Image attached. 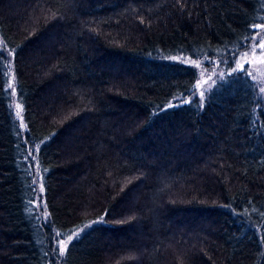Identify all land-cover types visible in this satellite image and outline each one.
Masks as SVG:
<instances>
[{"label":"trees","instance_id":"16d2710c","mask_svg":"<svg viewBox=\"0 0 264 264\" xmlns=\"http://www.w3.org/2000/svg\"><path fill=\"white\" fill-rule=\"evenodd\" d=\"M262 21L264 0H0V264H264V100L236 70L178 104L199 74L171 59Z\"/></svg>","mask_w":264,"mask_h":264},{"label":"rangeland","instance_id":"374dc122","mask_svg":"<svg viewBox=\"0 0 264 264\" xmlns=\"http://www.w3.org/2000/svg\"><path fill=\"white\" fill-rule=\"evenodd\" d=\"M261 31H262L261 29L256 30V32H261ZM256 39H259V37L257 36ZM262 51H264V50L256 48L255 55H253L252 53H249V55L246 59L240 60V63H243L244 69H248L251 71L250 77L255 82V85L257 87L258 97H264V92L261 91V89L264 88V56L260 55V53ZM8 59H9L10 70H12L11 54L8 55ZM171 59L173 61L180 62L182 64L194 67L199 74V80H198L197 84L201 85L200 87L195 86V88L193 89V91L190 95L185 96V97H180L178 100V104H186L185 101H189L188 103H190L194 100V98H197L200 102V100H201L200 92L201 91L205 92V97L203 100V104H204L212 86L217 81H219L221 79V74H223V76H225L227 73L232 72L233 69L240 70L236 64L232 63L231 59H229L227 63H221L220 61H222L224 59H217V58L192 59V58H183V57H171ZM193 60L197 61V63L200 64V67L194 66L192 64ZM9 85H10L11 90H12V88H14L13 71L10 72ZM17 104H18V102H17V100L14 96V93H13L12 105H11L12 110H13L15 118L18 120L20 130L23 133H25L27 131V129H26L24 120L21 121L16 116V111H17L16 105ZM21 116H22V112H21ZM21 123H23L24 127L20 126ZM29 152L32 153L30 156V158H31L30 160L32 161V159L34 158V156H33L34 152L32 150H30ZM35 161H36V159H34V162ZM33 180L35 181V186H36V190H37V194H38V199L36 202L37 210L39 212L40 220L43 221V223H44L43 225H44V227H46V226H49V213L47 211L46 201H45V198L43 195V190H41L42 182H41V177L39 175L37 168L33 173ZM101 221L102 220L100 219V220H97L94 222H90L86 226L81 228L80 230L76 231L75 233L79 234L82 232L83 229L89 228L94 224L100 223ZM52 232H53V234L55 233L54 231H52ZM73 237H76V236L73 235Z\"/></svg>","mask_w":264,"mask_h":264},{"label":"snow or ice","instance_id":"6c2138e0","mask_svg":"<svg viewBox=\"0 0 264 264\" xmlns=\"http://www.w3.org/2000/svg\"><path fill=\"white\" fill-rule=\"evenodd\" d=\"M254 28L256 29H261V32H255L251 31L249 34L245 37V41L247 43L244 44H238L235 48L230 50L228 55L225 57L224 60L220 61L221 63H227L229 59H231L233 64H236L238 68L243 72V77H236V78H247V76L251 75V71L248 69H244L243 63H240V60L246 59L249 55V53H252L255 55V50L256 48L264 50V21L261 23H257L254 25ZM259 37V39H256V37ZM2 55V53H0ZM261 56H264V51L260 53ZM211 62V61H210ZM192 64L196 67H200V64L197 63V61L193 60ZM233 71H236V69H233ZM231 75V73H229ZM221 79H223V74H221ZM200 84H197L196 87H200ZM262 92H264V88L261 89ZM15 92V88H12V93ZM11 95V93H10ZM205 97V92L201 91L200 92V105H203V100ZM259 99L264 100V97H259ZM189 101H185V103H188ZM171 106V105H170ZM17 111H16V116L22 121L23 117L21 116L22 108L20 104L16 105ZM21 127H24L23 123L20 125ZM32 153H29L31 155ZM35 183V181L33 182ZM41 190H43L42 185H41ZM57 236H60V233L56 234ZM73 235H75L77 238L79 236L78 233L75 234H70L68 236L67 240H61L59 241V247L58 251L60 255H63L68 248L69 242L73 239Z\"/></svg>","mask_w":264,"mask_h":264}]
</instances>
